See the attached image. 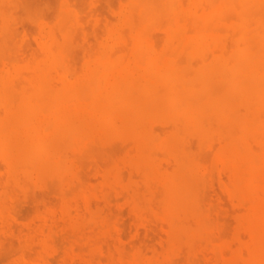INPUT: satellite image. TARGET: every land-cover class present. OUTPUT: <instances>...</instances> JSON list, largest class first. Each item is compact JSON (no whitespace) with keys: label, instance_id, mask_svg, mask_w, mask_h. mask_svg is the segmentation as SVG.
Wrapping results in <instances>:
<instances>
[{"label":"bare ground","instance_id":"6f19581e","mask_svg":"<svg viewBox=\"0 0 264 264\" xmlns=\"http://www.w3.org/2000/svg\"><path fill=\"white\" fill-rule=\"evenodd\" d=\"M57 1L0 0L6 264L142 260L112 192L158 261L264 264V0Z\"/></svg>","mask_w":264,"mask_h":264},{"label":"rangeland","instance_id":"374dc122","mask_svg":"<svg viewBox=\"0 0 264 264\" xmlns=\"http://www.w3.org/2000/svg\"><path fill=\"white\" fill-rule=\"evenodd\" d=\"M47 1H49V0H47ZM51 1H52V2H55L56 0H50V2H51ZM58 1L60 2V0H58ZM58 1H57V2H58ZM75 1H76L77 3H79V6H80V7H81V5H82L81 3L84 2V1H85L86 3H90V2H91L90 0H89V2H87V0H84V1H83V0H82V1H81V0H80V1H79V0H78V1L75 0ZM100 1H101V0H100ZM102 1H104V0H102ZM106 1H107V2H106ZM121 1L123 2V0H120V1L114 0L113 2H114L115 4H110L111 1L109 2V0H105L104 2H106V3L108 4V8L106 7L107 4H106V6H105V4H102L101 6L104 5V7H106L108 10L105 9V8H103V9H105L107 12L110 11V12L108 13V15L111 14V15H109L110 18H111L112 15H114V11L111 10V9H109V6H110V5H111V6L115 5V6H113L114 9H115V7H116L115 12H116V11L118 12L117 8H118L119 6L122 5V2H121ZM50 2H49V3H50ZM52 2H51L50 4H52ZM59 2H58V4H56V6H58V5L60 4ZM72 2H73V1H72ZM98 2H99V1H97V2L95 1V2H94V5L96 6V5L98 4ZM108 2H109V3H108ZM113 2H112V3H113ZM55 3H56V2H55ZM73 3H74V2H73ZM96 3H97V4H96ZM101 3H103V2H101ZM119 3H120V4H119ZM53 4H54V3H53ZM80 4H81V5H80ZM99 4H100V2H99ZM109 4H110V5H109ZM86 5H88V4H86ZM94 5H90V6L87 8V10L90 11L89 8H94V7H92V6H94ZM117 5H118V6H117ZM51 6H52V5H51ZM53 6H54V5H53ZM97 6H99V5H97ZM97 6H96L95 8H98ZM83 7H85V5H83ZM83 7H82V8H83ZM86 7H87V6H86ZM95 8L92 9V10H95ZM100 8H101V7H100ZM56 9H57V7H56L55 9L53 8V10L51 9V10H52V14H53V11L56 10ZM118 9H120V7H119ZM51 10H50V11H51ZM101 10H102V9H101ZM101 10H100V11H101ZM105 10H104V11H105ZM83 11H84V10H83ZM96 11H98V10L96 9ZM104 11H102V12H104ZM48 12H49V11H48ZM48 12H47V13H48ZM85 12H86V10H85ZM90 12H91V11H90ZM92 12H93V11H92ZM92 12H91V14H92ZM112 12H113V14H112ZM117 12H116V13H117ZM86 13H87V12H86ZM98 13L100 14L99 11H98ZM116 13H115V18L117 17ZM49 14H51V12H49ZM84 14H85V13H84ZM89 14H90V13L88 12V15H89ZM91 14H90V15H91ZM90 15L88 16V18L90 17ZM92 15H94V12H93ZM103 15H104V16H103ZM105 15H107V14H105V13L103 14V13H102V18H105V17H106V19H108L107 17H109V16H108V15L105 16ZM47 16L50 18L51 15L49 16V15L47 14ZM51 17H52V16H51ZM90 18H92V17H90ZM112 18H114V16H113ZM90 20H91V19H90ZM90 20H88V21H90ZM111 20H112L113 22H115V20H113V19H111ZM93 21H94V23H95V18H94V16H93ZM93 21L91 20L92 23H93ZM106 21H107V20H106ZM108 21H109V20H108ZM112 21H109V22L111 23ZM91 22H87V23H89V25H88L87 23H86V24H87L89 27H91V31H92V29H94V27H93L94 23L92 24ZM103 22H104V21H103ZM103 22H101L99 25H102ZM26 23H28V22H25V23H24V27H25L26 31L29 30V31H27V32H31V34H30V37H31V38H30V41H32V40L34 41L33 37L35 36V33H34V35H33L32 32L35 31L34 28H35L36 26H35V25H31L30 23H28V24H30V25H28V24H26ZM107 23H108V22H106V25H107ZM103 24H104V23H103ZM26 26H29V27H26ZM88 26H87V29L89 28ZM102 27H103V25H102V26H98L99 29L102 28ZM103 28H104V27H103ZM102 30H103V29H102ZM98 31H99V30H98ZM35 32H37V31H35ZM99 32H100V31H99ZM103 32H104V31H102V33H103ZM90 33H91V32H90ZM90 35H91V34H90ZM90 35H89V37H90ZM92 35H93V37H94V34H93V33H92ZM92 35H91V36H92ZM31 39H32V40H31ZM32 43H33V42H32ZM91 43H93V39H92ZM33 44L35 45V42H34ZM80 50H81V49H80ZM80 50H79V51H80ZM78 53H79V52H78ZM81 54H82V52L80 51V54H79V55H81ZM79 55H78V56H79ZM82 57H83V56H82ZM80 58H81V57L79 56V59H80ZM81 60H82V59H81ZM81 60H80V61H81ZM85 160H87V159L85 158ZM88 160L91 161L92 159H91V160L88 159ZM92 161H93V160H92ZM85 163H86V162H85ZM87 163H88V166H86V165H85V166H86V168H88V169H86L84 165H83V166H84V169H86V172H85L86 174H85V176L88 177V180L90 179L91 182H92V181H96L97 178H98L97 181L100 180V178L98 177V175L96 176L95 173H94V172H96V171L98 172L99 165L97 166V168H93V167H94V166H92V163H93V162H92V163L90 162L91 165H89L90 163H89L88 161H87ZM94 164H95V163H94ZM89 169H95V171H94V170H93V171H89ZM87 170H88L89 172H93V173H92V174L87 173ZM82 171H85V170H82ZM97 172H96V174H97ZM92 175H94V177H93ZM82 176H83V175H82ZM85 176H84V178H85ZM87 177H86V178H87ZM91 177H92V178H91ZM86 178H85V179H86ZM93 178H94V180H93ZM86 180H87V179H86ZM97 181H96V182H97ZM94 183H95V182H94ZM31 187H33V189H32ZM31 187H30V188L32 189V191H33V190L35 191V193H33V192L31 193V194H35V195H33V197H32V195H30V196H31L30 198L33 199V200L30 201V198H28V199H26V200H27V201H26V200L23 199V197H22V199H21V200L18 199L17 202L23 200V201H24V204L22 203L23 201H22V202H19L18 204L16 203L17 206H18V205L22 206V207L18 206V213L21 212V213H19V215H20V219H21L22 221L25 220V222H26V221L28 222V220L31 221V220L33 219V217H34V215H35V212H34V209H33L32 206H36V203H34V202H38V201H39V198H38L39 195H40V196H39V197H40V203H41V199H44V200L49 199V200H47V201H49V202L46 203V204H49L50 202H51L50 204H52V203L54 204V203H56V200L58 201V199H59V198L57 199L56 196L53 197V195H55V194L57 195L56 189H55V187H53V186H52L51 189H52V191H53L54 193L50 196V198H49L48 196L45 197L44 194H43V195L40 194V193H42V192H39V193H38V191L43 190V189L37 187L36 185H32ZM31 189L29 190L30 192H31ZM36 190H37V191H36ZM48 191H49V190H48ZM45 192L48 194L47 191H45ZM45 192H43V193H45ZM49 192H50V191H49ZM37 193H38V194H37ZM114 193H116V192H112V193H111V196H112V197L110 196V199H111L112 202L115 201V200H117V201H115V204L112 203V204H111V207H110L111 210H115V211H113L114 214L111 212V215L115 217L114 220H113V222H114V223H117V222H118V223H117V224H119L118 226H120V224H121V226H120L121 230H123L124 233H125V232L127 233L126 235H124V233H123V236H124V240L128 243V245H132V246H133L134 243H137V245H136V244H134V245H136L138 248H140V249H137V248H133V249H131V250L133 251V253H132V251H131V253H130V259H134L135 254H136L137 252H141V254H142L141 259H142V260H140L139 262H137L138 264H149V263H150V264H155L156 262H157L158 264H166V263H164V262L158 261V258H159V257L153 253V251L151 250V248H149V249H148V248L143 249V248L146 247L145 244L143 245V243H144V242L146 243V240H147V239H145V238H146V237H145L146 234H145V231H144L145 229L142 227V229H143L144 232L141 231L142 236H141V234H140V235L138 236V237H139V238H138V237L136 236V234H135V230L137 231V228H139V226L137 225V226H138V227H137V226L134 225V222H136V221H133L132 218H131V217H133V216H131V215H132L131 210H130V213H129V209H130V207H129V206H128V208L126 207L127 205H126V204L124 203V201H123V200H125V198L122 200V195H119V197L121 198V199H120L119 197H114V195H113ZM47 194H46V195H47ZM116 194H117V193H116ZM37 195H38V196H37ZM41 195H42L44 198H43V197L41 198ZM48 195H49V194H48ZM20 196H23V195H21V193H20ZM20 196H19V198H20ZM116 196H117V195H116ZM123 197H124V196H123ZM213 197H214V194H213ZM214 198H216V197H214ZM54 199H55V200H54ZM35 200H37V201H35ZM52 200H54V201H52ZM25 202H26V203H25ZM27 202H28V204L30 203V204H29L30 206L27 205ZM32 202H33L34 204H31ZM42 202H43V201H42ZM118 202H119V203H118ZM125 202H126V201H125ZM20 203H22V204H20ZM38 203H39V202H38ZM38 203H37V205L40 204V203H39V204H38ZM44 203H45V202H43L42 204H40V205H41L40 207L44 208ZM58 203H59V202H57V204H58ZM225 203L227 204V206H230V205H228L227 202H225ZM50 204H49V205H50ZM53 204H52V205H53ZM57 204H56V205H57ZM113 204H114L115 206H116V204H117L116 208H115V206L113 207ZM120 204H121V205H120ZM31 205H32V206H31ZM54 205H55V204H54ZM23 206H24V207H23ZM19 207H20V208H19ZM112 207H113V209H112ZM26 208H27V210H26ZM23 209H24V210H23ZM117 209H118V210H117ZM24 211H25V212H24ZM118 211H119V213H120V212L122 213V217L120 216L121 214L118 213V214H119V215H118V214L116 213V212H118ZM23 212H24V213H23ZM28 212H29V213H28ZM32 213H33L34 215H31ZM21 214H23V215H21ZM116 214H117L118 216H117ZM130 214H131V215H130ZM129 216H130V217H129ZM225 217H226V216H225ZM225 217H224V218H225ZM119 218H120V219H119ZM121 218H122V220H121ZM127 218H128V220H127ZM118 219H119V221H118ZM222 219H223V218H222ZM227 219H228V220H229V219H232V220H233L232 217H229V218H227ZM227 219L225 218V220H222V221L226 224V228L224 227L225 230H223V235H225V236H224L225 238L229 237V239H230V238L232 237L233 232H234V229H233V228L235 227V221L232 222V223L234 224V225H233V224L231 223V220L227 221ZM121 221L124 222V226H125V227H122L123 225H122V222H121ZM119 222H120V223H119ZM130 222H131V223H130ZM136 223H137V222H136ZM137 224H138V223H137ZM230 224L233 226V228H232L233 231H231V227H232V226H231ZM227 226H228V227H227ZM132 227H133V228H132ZM136 227H137V228H136ZM133 230H134V231H133ZM139 230H140V229H139ZM228 231H229L231 234H230ZM226 232H227V233H226ZM130 233H131V234H130ZM228 234L231 235V236H226V235H228ZM128 235H129L130 237H128ZM126 236H127V239H125ZM143 236H144V237H143ZM128 238H129L130 240H129ZM131 238H132V239H131ZM138 239H139V240H138ZM140 239H141V240H140ZM142 239H143V241H144V239H145V241L143 242ZM134 241H136V242H134ZM140 241H141V242H140ZM129 242H130V244H129ZM133 242H134V243H133ZM138 242H140V243H138ZM16 243H17V242H16ZM142 245H143V247H142ZM136 246H135V247H136ZM144 246H145V247H144ZM16 248L18 249V247H16ZM139 250H140V251H139ZM3 251H4V252H3ZM3 251H2V253H1V251H0V253L2 254V255H0V257H1L0 260L4 257L5 259L7 258V259H6V261H7V260H8V257H13V256H12V253L6 252L5 250H3ZM147 251L149 252L150 255L148 254ZM150 252H152V253H150ZM145 253H146V254H145ZM131 255H132V256H131ZM154 255H155V258H154ZM148 258H149V260H148ZM153 258H154V259H153ZM11 260H12V258H11L9 261H11ZM151 260H153V261H151ZM3 261H4V260H3ZM3 261H2V262H3ZM6 261L3 262V263L1 262V263H2V264H6V263L9 262V261H7V262H6ZM141 261H142V262H141ZM144 261H145V262H144ZM148 261H149V262H148ZM182 261H183V260H180V264L182 263ZM143 262H144V263H143ZM137 263H134V264H137ZM157 263H156V264H157ZM183 263H184V262H183ZM183 263H182V264H183ZM178 264H179V263H178Z\"/></svg>","mask_w":264,"mask_h":264}]
</instances>
